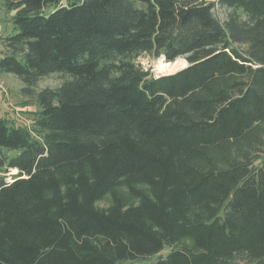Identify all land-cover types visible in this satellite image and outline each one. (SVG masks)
Here are the masks:
<instances>
[{
  "label": "trees",
  "instance_id": "trees-1",
  "mask_svg": "<svg viewBox=\"0 0 264 264\" xmlns=\"http://www.w3.org/2000/svg\"><path fill=\"white\" fill-rule=\"evenodd\" d=\"M4 5L39 109L0 118V264H264V0Z\"/></svg>",
  "mask_w": 264,
  "mask_h": 264
},
{
  "label": "rangeland",
  "instance_id": "rangeland-1",
  "mask_svg": "<svg viewBox=\"0 0 264 264\" xmlns=\"http://www.w3.org/2000/svg\"><path fill=\"white\" fill-rule=\"evenodd\" d=\"M220 20L225 19V14L222 11H216ZM14 12H10L4 5V0H0V58L6 53L5 45L3 44L4 37L14 34V26L11 21V17ZM177 60L187 61L184 57ZM176 60V61H177ZM164 59H155L154 57L145 54L138 58L137 62L145 69L150 71L155 77L163 76L168 73L159 71L158 66L163 63ZM171 62V63H175ZM165 62V61H164ZM168 63V62H167ZM174 65V64H173ZM185 66V67H186ZM179 70V69H178ZM176 70V71H178ZM175 71V72H176ZM171 72V73H175ZM0 81L4 83L7 93L0 91V118H6L14 124H25L29 128L32 127V118L35 111L39 109L36 97L26 98L22 96V89L24 88L23 82L14 74H0ZM63 83V77L61 74H52L43 78L38 84L37 90L44 88H57ZM14 173L16 171H13ZM125 191V189H124ZM111 204L110 196H107L104 200L98 202V206L107 207ZM171 252V248L166 246L161 252L149 256L145 259L136 261H122L118 264H156L160 258H166Z\"/></svg>",
  "mask_w": 264,
  "mask_h": 264
},
{
  "label": "bare ground",
  "instance_id": "bare-ground-1",
  "mask_svg": "<svg viewBox=\"0 0 264 264\" xmlns=\"http://www.w3.org/2000/svg\"><path fill=\"white\" fill-rule=\"evenodd\" d=\"M163 60V59H162ZM163 63H160L158 66L159 71L163 72V73H171V72H175L176 70L179 69L180 65L174 64L173 63H167L162 61ZM188 65V63H187ZM173 74V73H172Z\"/></svg>",
  "mask_w": 264,
  "mask_h": 264
},
{
  "label": "built area",
  "instance_id": "built-area-1",
  "mask_svg": "<svg viewBox=\"0 0 264 264\" xmlns=\"http://www.w3.org/2000/svg\"><path fill=\"white\" fill-rule=\"evenodd\" d=\"M0 90L3 92H6V88L4 86V83H2L1 81H0Z\"/></svg>",
  "mask_w": 264,
  "mask_h": 264
},
{
  "label": "crops",
  "instance_id": "crops-1",
  "mask_svg": "<svg viewBox=\"0 0 264 264\" xmlns=\"http://www.w3.org/2000/svg\"><path fill=\"white\" fill-rule=\"evenodd\" d=\"M208 1H213V2H216V1H218V0H208Z\"/></svg>",
  "mask_w": 264,
  "mask_h": 264
},
{
  "label": "water",
  "instance_id": "water-1",
  "mask_svg": "<svg viewBox=\"0 0 264 264\" xmlns=\"http://www.w3.org/2000/svg\"><path fill=\"white\" fill-rule=\"evenodd\" d=\"M163 58V57H162ZM185 68V67H184ZM183 69V68H182ZM181 70V69H180ZM179 71V70H178ZM177 72V71H176ZM168 74H172V73H168ZM168 74H166V75H168Z\"/></svg>",
  "mask_w": 264,
  "mask_h": 264
}]
</instances>
